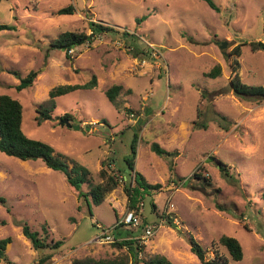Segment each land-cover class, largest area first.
Returning a JSON list of instances; mask_svg holds the SVG:
<instances>
[{
    "label": "rangeland",
    "instance_id": "obj_1",
    "mask_svg": "<svg viewBox=\"0 0 264 264\" xmlns=\"http://www.w3.org/2000/svg\"><path fill=\"white\" fill-rule=\"evenodd\" d=\"M214 1L219 11L205 0H0V23L16 25L0 30V95L23 104L25 133L86 166L96 182L103 159L120 179L101 204L89 199L91 214L61 170L0 150V197L6 199L0 238L12 236L6 250L12 264H38L48 253L54 254L50 264L128 256L127 247L96 240L103 229L144 245L140 260L160 253L176 264H201L187 239L191 232L210 255L217 248L230 264H264V97L241 98L230 85L239 60L241 80L264 86V50L248 44L239 57L234 53L239 43L264 41V0ZM68 5L73 13L57 12ZM92 21L112 30L69 56L50 45L63 32L91 33ZM216 64L221 75L206 76ZM31 70L39 72L34 84L18 91L15 71L24 77ZM94 74L96 87L57 97L53 117L38 121L36 108L53 87L85 83ZM113 84L124 86L119 106L105 93ZM66 113L72 126L61 124ZM138 128L136 169L163 187L145 195L142 223L130 227L121 222L129 208L124 185L132 181L124 157ZM154 141L178 154H157ZM200 171L210 185L194 177ZM26 222L42 235L46 226L49 241L63 240L62 246L35 249L23 233ZM150 225L155 233L145 237ZM223 234L240 240L242 260L219 244Z\"/></svg>",
    "mask_w": 264,
    "mask_h": 264
},
{
    "label": "trees",
    "instance_id": "obj_2",
    "mask_svg": "<svg viewBox=\"0 0 264 264\" xmlns=\"http://www.w3.org/2000/svg\"><path fill=\"white\" fill-rule=\"evenodd\" d=\"M205 1L213 9L217 11L220 10L214 0ZM57 12L60 14H71L74 12V7L73 5H68L60 8ZM90 25L92 30L91 33H86L84 31L63 32L58 38L53 40L50 45L54 48L65 49L67 51V56H69V49L72 47L85 43H92L97 34L112 30L110 26H106L95 21H92ZM12 29H16L15 24L0 23V30ZM248 44H250L253 50H264V41L262 40L244 41L235 47V55L239 57L242 53V47ZM239 68L240 61L236 60L233 66L234 76L230 81L232 90L241 98L248 96L264 97V86L244 83L240 78ZM15 73L21 79V82L16 85V89L18 91L32 86L39 74L36 70H31L24 77H21L20 72L18 73L15 71ZM221 73L222 66L220 64H216L210 71L206 72L205 75L211 78H217L221 75ZM97 85L98 79L94 74L92 78L85 83L60 84L53 87L49 92V99L36 108V111L39 114L37 116L38 121L41 122L43 118L51 119L53 117V113L57 107V97L78 89L94 88ZM123 88L124 86L122 84H113L105 91L109 100L116 106H119L117 98L121 94ZM127 91H130V89ZM23 113L24 106L19 99L6 93L0 95V150L8 155L15 156L22 160L40 158L47 167L55 170H61L65 174L70 187L77 192L79 198H84L88 202L89 209L92 214L89 199H91L94 204H101L106 199L108 193L120 185L119 175L113 173L108 167L111 164L108 165L107 161L103 159L101 162V169L99 171V176L102 181L100 180L99 182H96L93 179L91 171L86 166L75 160H69L64 154L56 152L55 148L51 144L28 136L23 129ZM63 117L73 119V116L69 113H66ZM222 117L223 119H228L225 115H222ZM139 129L140 128L134 132V138L131 142L130 155L124 157L129 166L130 174L132 175V181L130 183L126 182L127 184L124 185V189L128 195L129 208L137 210L143 207L141 202L144 201L141 200L145 198L146 194L151 195L153 191L160 190L163 187L162 183H150L146 177L136 169L137 147L138 140L140 138ZM151 148L161 156L178 154L177 150H168L156 141L151 143ZM71 163L72 165H70ZM222 165L225 169V164ZM194 177L202 178L207 184H211L208 177L203 175L201 171L195 172ZM85 185L88 188L87 190L84 189ZM0 201L5 202L6 199L4 197H0ZM152 205L153 207L157 206L154 202H152ZM217 207L221 210H225L227 208L223 203H217ZM167 221L170 225L177 228V224L175 223L172 215L167 216ZM2 222L6 223V220H2ZM43 230L45 235H42L38 230L32 229L27 222L23 225V233L31 241L32 246L35 249H57L62 246L63 240L49 241V232L46 226H43ZM187 239L189 241L191 251L199 258L201 264H230L229 258L225 254L220 253L217 248H215L213 255H210L208 247L204 246L191 232L187 233ZM218 241L220 245L227 249L231 258L234 260L243 259V245L238 238L228 234H223L220 236ZM10 242H12V236L0 238V264H12L6 255V250ZM113 244L118 247H127L129 255L114 259H96L93 257L75 258L73 260V264H138L139 262H142L143 264H176L166 255L160 253H157L148 259L140 260L139 257L144 251V245L140 244L138 240L135 239L127 238L119 240L116 238V241L113 242ZM53 256V253L41 255L38 259V264H50ZM3 261H5V263H3Z\"/></svg>",
    "mask_w": 264,
    "mask_h": 264
},
{
    "label": "built area",
    "instance_id": "obj_3",
    "mask_svg": "<svg viewBox=\"0 0 264 264\" xmlns=\"http://www.w3.org/2000/svg\"><path fill=\"white\" fill-rule=\"evenodd\" d=\"M75 51V47H72L71 49H69V54L74 53ZM141 205H144V202H141ZM141 209L139 210L137 209H133V208H128V210L124 213L123 218L121 220V222L126 225V226H130V227H137L139 225H141L142 223V216H141ZM98 226H101L98 222H97ZM155 226L154 225H150L147 226L145 228V237H151L154 235L155 233ZM98 242L101 243H113L116 241V236L114 234H112L110 232L109 229H103L99 234L98 237L96 239Z\"/></svg>",
    "mask_w": 264,
    "mask_h": 264
},
{
    "label": "water",
    "instance_id": "obj_4",
    "mask_svg": "<svg viewBox=\"0 0 264 264\" xmlns=\"http://www.w3.org/2000/svg\"><path fill=\"white\" fill-rule=\"evenodd\" d=\"M220 47L224 48V47H225V44H224V43L220 44ZM65 123H67L69 126H72V123L70 122V120H69L68 117H64L63 119H61V124L64 125ZM76 123H77V124H75V127H76L77 129H80L81 126H80V124H79V121H76Z\"/></svg>",
    "mask_w": 264,
    "mask_h": 264
},
{
    "label": "crops",
    "instance_id": "obj_5",
    "mask_svg": "<svg viewBox=\"0 0 264 264\" xmlns=\"http://www.w3.org/2000/svg\"><path fill=\"white\" fill-rule=\"evenodd\" d=\"M44 170H47L46 168H43Z\"/></svg>",
    "mask_w": 264,
    "mask_h": 264
}]
</instances>
